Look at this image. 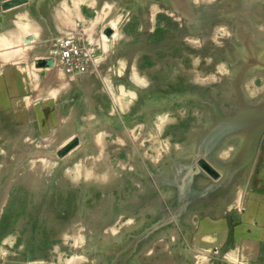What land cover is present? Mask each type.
Here are the masks:
<instances>
[{
	"label": "rangeland",
	"instance_id": "1",
	"mask_svg": "<svg viewBox=\"0 0 264 264\" xmlns=\"http://www.w3.org/2000/svg\"><path fill=\"white\" fill-rule=\"evenodd\" d=\"M168 2V96L175 100L168 113L182 116L75 117L69 133L48 132L59 122L50 118L56 102L17 101L32 94L35 83L39 90L35 66H48L28 59V50L18 64L17 49L4 50L0 17V126L4 110L24 107L41 115L20 119L30 130L4 134L0 142V264H264L261 192L235 196L251 202L245 222L208 212L224 204L228 179L237 190L247 179L252 188L264 180V0ZM164 34L155 31L153 42ZM154 55L146 65L159 68ZM54 65L61 76L68 71L57 58ZM17 73L25 77L19 87ZM155 84L145 78V95L159 101L160 91L150 90ZM40 89L47 95L48 86ZM60 122L63 131L65 118ZM129 126L130 133L121 131ZM133 126L166 130L136 133Z\"/></svg>",
	"mask_w": 264,
	"mask_h": 264
},
{
	"label": "crops",
	"instance_id": "2",
	"mask_svg": "<svg viewBox=\"0 0 264 264\" xmlns=\"http://www.w3.org/2000/svg\"><path fill=\"white\" fill-rule=\"evenodd\" d=\"M1 1L4 3V11L1 12L0 17L1 21H4V39L7 40L4 50H8V54H10L13 52L12 50L17 49L18 64L24 63L21 53L25 56L26 50L30 56L28 59L33 62L39 59H53L55 64L56 58L51 56L52 48L58 39L64 36L81 38L86 45H90L94 49L95 54L91 59V67L87 71H66L61 76L56 65L35 66L37 74L41 77L40 82L43 81L38 83L39 90L35 88L37 87V83H35L32 94L17 96L18 102H23L24 97L31 96L33 97L32 101L50 99L49 101L58 104V111L55 110L50 118H58L59 122L55 121L53 127L49 128V133L73 131L69 129V127L71 128L69 120L75 117L114 120L115 118L145 116L147 112V116L151 118L182 116L168 113L173 111L172 107H174L175 101H170L168 96L170 87L168 52L171 47L169 29L167 28L170 20L169 0H18L16 3H13L15 0ZM105 27L110 29L107 36L103 33ZM155 31L165 33L157 43L153 42L152 37ZM13 37L17 41H8ZM26 41L29 43L37 41L38 43L37 46L32 44L30 47L25 46L27 45ZM184 48V46L176 47V49ZM152 55H160L159 68L151 63L146 65L147 58ZM18 68L23 69L22 67ZM153 70L160 71V73H154ZM145 78L155 79L156 84L150 90L160 91L159 101H156L157 97L152 96V98L150 95H145ZM16 79L18 80L16 87L25 84L24 75L17 73ZM43 84L48 86L47 95L45 89L41 91L45 94L40 92V86ZM58 86L60 88H57ZM150 90L148 92H151ZM132 94H136L138 97L132 99ZM180 97L179 99H184L182 93ZM61 104L66 106L65 109H62ZM149 104H153V106L151 107ZM39 114L38 110H29L24 107L4 110V127L0 126V142L4 145V134L14 131L26 134L30 128L26 125L27 122L22 120L26 117L40 118ZM15 117L18 118V121L16 125H12V120ZM64 118L65 125L62 126L64 130L58 131L61 126L60 120ZM103 125L110 128L116 127L110 126V124ZM138 127H132L134 130L138 129L134 132L161 133L166 130L163 126ZM130 128L129 126L121 131L128 130L130 133ZM118 130L110 131L117 132ZM228 140H225L226 144L229 143ZM3 145L0 149V214L4 212ZM243 147L248 149L245 146H241V149ZM262 181V184H257L252 188L251 180L247 179V181H242L237 190L238 185L233 186V181L228 179L223 206L221 204L217 207L214 205L208 212L225 211V217L231 223H236L239 216H243L240 218L242 222H245L251 214V202L246 204L242 200H235V196L240 193L243 195L241 198H245L246 193L249 192V198L252 199L251 194L261 192L260 200L264 205V180ZM245 214L248 217L245 218ZM252 219L258 222L256 216Z\"/></svg>",
	"mask_w": 264,
	"mask_h": 264
},
{
	"label": "built area",
	"instance_id": "3",
	"mask_svg": "<svg viewBox=\"0 0 264 264\" xmlns=\"http://www.w3.org/2000/svg\"><path fill=\"white\" fill-rule=\"evenodd\" d=\"M52 53L66 70L75 72L89 70L95 54L92 47L72 36L64 37Z\"/></svg>",
	"mask_w": 264,
	"mask_h": 264
},
{
	"label": "water",
	"instance_id": "4",
	"mask_svg": "<svg viewBox=\"0 0 264 264\" xmlns=\"http://www.w3.org/2000/svg\"><path fill=\"white\" fill-rule=\"evenodd\" d=\"M18 2V0L13 1V3ZM106 32L108 33V30H106ZM36 63H38L41 66H53L54 65V61L53 59H45V60H38Z\"/></svg>",
	"mask_w": 264,
	"mask_h": 264
}]
</instances>
